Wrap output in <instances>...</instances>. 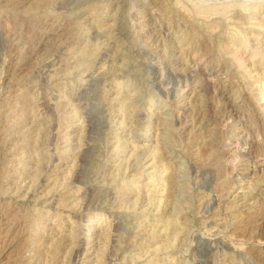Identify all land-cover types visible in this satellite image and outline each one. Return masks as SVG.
Masks as SVG:
<instances>
[{
    "label": "rangeland",
    "instance_id": "1",
    "mask_svg": "<svg viewBox=\"0 0 264 264\" xmlns=\"http://www.w3.org/2000/svg\"><path fill=\"white\" fill-rule=\"evenodd\" d=\"M0 264H264V0H0Z\"/></svg>",
    "mask_w": 264,
    "mask_h": 264
},
{
    "label": "bare ground",
    "instance_id": "2",
    "mask_svg": "<svg viewBox=\"0 0 264 264\" xmlns=\"http://www.w3.org/2000/svg\"><path fill=\"white\" fill-rule=\"evenodd\" d=\"M77 13H78V12H77ZM50 61H51V60H50ZM100 93H101V92H100ZM88 98H90V97L88 96ZM89 100L91 101V103H93L92 99H89ZM100 106H101V105H100ZM98 107H99V106H98ZM102 115H103V114H102ZM107 115H108V114H107ZM107 115H106V116H107ZM106 116H103V118H102V119H104V120H106V121H102V120H101V121H99V122L97 123V125H96L97 128H98V129L96 128L97 130H101L102 126H103V128H106V125H107V122H108V118H107V119L105 118ZM107 117H109V116H107ZM111 120H112V119H111ZM108 123H109V122H108ZM110 123H111V122H110ZM110 123H109V124H110ZM109 124H108V125H109ZM108 125H107V126H108ZM110 125H111V124H110ZM104 130H105V129H102V131H104ZM100 133H101V132H100ZM103 134H104V133H103ZM106 134H107V133H106ZM106 137H107V136H106ZM104 140H105V139H104ZM106 140H107V138H106ZM106 142H107V141H106ZM104 145H105V144H104ZM122 249H123V248H122Z\"/></svg>",
    "mask_w": 264,
    "mask_h": 264
}]
</instances>
